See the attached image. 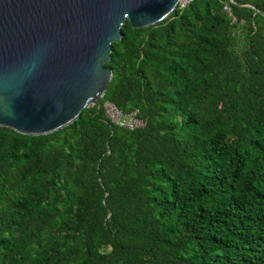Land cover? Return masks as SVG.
Wrapping results in <instances>:
<instances>
[{"label": "trees", "instance_id": "obj_1", "mask_svg": "<svg viewBox=\"0 0 264 264\" xmlns=\"http://www.w3.org/2000/svg\"><path fill=\"white\" fill-rule=\"evenodd\" d=\"M121 31L78 118L0 125V264H264V0Z\"/></svg>", "mask_w": 264, "mask_h": 264}, {"label": "water", "instance_id": "obj_2", "mask_svg": "<svg viewBox=\"0 0 264 264\" xmlns=\"http://www.w3.org/2000/svg\"><path fill=\"white\" fill-rule=\"evenodd\" d=\"M179 0H0V125L42 134L79 117L113 76L121 27L154 24Z\"/></svg>", "mask_w": 264, "mask_h": 264}, {"label": "built area", "instance_id": "obj_3", "mask_svg": "<svg viewBox=\"0 0 264 264\" xmlns=\"http://www.w3.org/2000/svg\"><path fill=\"white\" fill-rule=\"evenodd\" d=\"M191 0H179L178 6L184 7ZM232 1V0H230ZM224 9L227 10L229 14H231L230 7L226 4L224 5ZM235 20V17H232ZM105 112L110 120L118 125L125 126L127 128H134L139 125H142V119L137 115V110H133L131 112H123L119 107H117L112 101H105Z\"/></svg>", "mask_w": 264, "mask_h": 264}]
</instances>
